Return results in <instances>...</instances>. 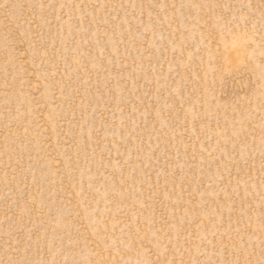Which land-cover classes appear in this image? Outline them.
Masks as SVG:
<instances>
[{
    "label": "rangeland",
    "instance_id": "obj_1",
    "mask_svg": "<svg viewBox=\"0 0 264 264\" xmlns=\"http://www.w3.org/2000/svg\"><path fill=\"white\" fill-rule=\"evenodd\" d=\"M0 264H264V0H0Z\"/></svg>",
    "mask_w": 264,
    "mask_h": 264
}]
</instances>
